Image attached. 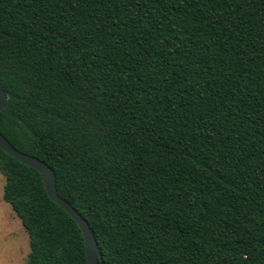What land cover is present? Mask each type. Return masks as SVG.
I'll return each instance as SVG.
<instances>
[{
	"label": "trees",
	"instance_id": "trees-1",
	"mask_svg": "<svg viewBox=\"0 0 264 264\" xmlns=\"http://www.w3.org/2000/svg\"><path fill=\"white\" fill-rule=\"evenodd\" d=\"M0 87L103 264H264V0H0ZM0 173L24 264H87L41 174Z\"/></svg>",
	"mask_w": 264,
	"mask_h": 264
},
{
	"label": "water",
	"instance_id": "water-1",
	"mask_svg": "<svg viewBox=\"0 0 264 264\" xmlns=\"http://www.w3.org/2000/svg\"><path fill=\"white\" fill-rule=\"evenodd\" d=\"M7 94L0 87V111L6 107ZM0 148L20 161L21 163L35 169L41 174L44 187L49 198L66 211L78 224L84 238L87 264H103L100 251L97 247L93 232L89 223L78 213V211L65 199L60 197L56 189L55 174L51 167L39 158L17 150L0 132Z\"/></svg>",
	"mask_w": 264,
	"mask_h": 264
},
{
	"label": "rangeland",
	"instance_id": "rangeland-1",
	"mask_svg": "<svg viewBox=\"0 0 264 264\" xmlns=\"http://www.w3.org/2000/svg\"><path fill=\"white\" fill-rule=\"evenodd\" d=\"M5 179L0 173V264H24L29 239L9 203L3 200Z\"/></svg>",
	"mask_w": 264,
	"mask_h": 264
}]
</instances>
